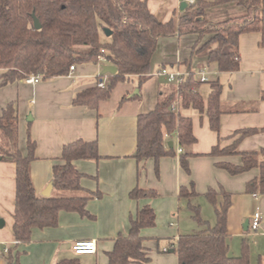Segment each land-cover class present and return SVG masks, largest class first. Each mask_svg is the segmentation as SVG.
<instances>
[{"label": "crops", "instance_id": "1", "mask_svg": "<svg viewBox=\"0 0 264 264\" xmlns=\"http://www.w3.org/2000/svg\"><path fill=\"white\" fill-rule=\"evenodd\" d=\"M147 7L161 21H176L174 14L180 12L179 0H147ZM243 14L242 8L224 5L208 8L205 18L219 22ZM196 41L195 35L160 38L150 61L148 78L141 84L136 76L118 83L96 110L73 105V98L77 93L96 86L103 61L96 65H75L74 71L63 77L34 84L21 81L0 86V112L8 103L16 105L20 151L26 153L27 133L35 144L30 175L38 196H42L41 193L51 183L52 168L62 163L63 145L79 139L96 141L100 155L97 161L74 162L83 175L81 191L54 194L56 191L52 189L50 193L54 197H88V215L62 211L54 227L33 229L31 240L25 245L16 244L12 235L15 165L0 161V220L3 221L0 226V264H59L66 261L108 264L107 255L113 250L116 238L127 234L130 220L145 206L153 209L155 226L141 231L143 247L149 257L144 264H179L172 249L173 243L178 236L189 234L192 224L190 220H182L183 216L187 217L183 208L187 202L178 198V192L181 187L188 188L191 182L198 193V197L191 200L194 203L206 200L204 193L208 188L217 190L221 187L231 194L227 213L230 254L238 256L245 239L250 264H258L259 256L264 255V195L245 193V184L258 175V170L231 176L216 167V163L238 165V155L212 157L208 154L214 146L224 148L231 145L239 138L237 132L241 130L264 127V99H261L264 93V48L259 46V33L242 34L238 42L239 69L233 73H220L214 64L207 65L204 58L193 53L192 46ZM104 64L110 65L107 61ZM161 68L202 71L208 82L218 80L223 87L218 132L209 127L208 84L200 88L202 110L184 108L180 99L173 104L175 112L191 119L196 139L195 143L182 150L192 155L189 158V175L180 168L177 156L159 160L158 176L154 173L153 160L137 163L134 159L137 116L152 111L167 92L168 83L155 75ZM136 91L135 95L139 94V97L132 99L131 95ZM30 117L31 121H28ZM169 141L177 151L179 147L175 138H167L166 142ZM260 149H264V131L245 136L237 144V152ZM135 187L154 190L157 196L131 200L129 192ZM199 206L202 218L203 204ZM256 212L260 213L261 222L258 230L253 232L250 224ZM207 222L213 226L212 221ZM245 222H248L246 228ZM89 240L96 243L95 254L73 253L75 242Z\"/></svg>", "mask_w": 264, "mask_h": 264}, {"label": "trees", "instance_id": "2", "mask_svg": "<svg viewBox=\"0 0 264 264\" xmlns=\"http://www.w3.org/2000/svg\"><path fill=\"white\" fill-rule=\"evenodd\" d=\"M235 5L245 14L213 22L205 18L211 7ZM32 15L40 29L33 28ZM111 31L105 37L102 30ZM246 33H259V46L264 48V0H195L176 14V21H161L147 7V0H0V86L24 81L30 76L47 80L68 75L70 66L99 63L103 57L116 68L114 74L106 76L105 86L86 89L75 95L73 105L96 110L99 103L109 98L114 87L136 76L139 84L147 78L150 61L160 38L195 35L193 53L204 58L207 65L214 64L220 73H233L239 69L238 42ZM101 35L106 39L101 40ZM203 37L206 40L203 41ZM209 85L207 112L209 127L218 132L222 114V84L218 81ZM202 82L194 72L178 86L168 84L167 92L155 108L137 116L136 147L134 159L137 163L153 160L154 173L158 176L159 160L162 157H178L180 168L190 174V153H183L196 139L189 117L173 110L180 99L184 108L202 110L200 93ZM139 94L131 96L137 98ZM124 97L123 99H129ZM264 99V93L261 97ZM264 131L245 129L237 132L239 138L231 145L214 146L209 156L223 157L238 155L240 164L217 162L216 167L236 176L252 169L258 175L245 184V193L264 195V149L254 152H237L239 140L245 136ZM175 138L181 152L167 146V138ZM35 144L28 133L26 153L18 147V119L15 103H8L0 112V161L15 165V200L12 235L16 244L25 245L31 240L33 229L54 227L60 212H76L87 216L88 197L60 196L43 197L35 193L30 164L35 159ZM100 159L96 141L76 140L63 145L59 165L52 168V189L57 192L74 193L82 190L83 175L76 169L77 160ZM154 190L135 187L129 192L131 200L153 199ZM198 197L193 182L181 187L178 198L186 200L191 219L204 230L178 236L173 243V252L179 264H250L248 243H241L238 256L230 254L227 231V213L231 206V194L219 187L208 188L204 197L212 206L215 223L210 226L200 216V206L192 202ZM155 226V213L151 207L140 209L130 220L125 236H118L113 250L108 253V264H144L149 260L143 247V229ZM59 264H76L66 261ZM258 264H264V255Z\"/></svg>", "mask_w": 264, "mask_h": 264}, {"label": "built area", "instance_id": "3", "mask_svg": "<svg viewBox=\"0 0 264 264\" xmlns=\"http://www.w3.org/2000/svg\"><path fill=\"white\" fill-rule=\"evenodd\" d=\"M187 5H191L195 2V0H183ZM99 61H106L103 57L99 58ZM75 67L70 66L69 68V73H72L74 71ZM199 78L198 80L202 83L208 82V79L206 78L204 72L199 71L197 72ZM156 76L162 77L165 79V81L168 84H173V85H180L186 77L189 75V72H184V71H179V70H170L167 68H161L159 69L156 73ZM195 75V73H194ZM40 81V78L38 76H30L24 79V82L27 84H34ZM106 82V76H104L102 79L99 80L97 83V86L100 88H103L105 86ZM178 152H181L180 149H178ZM261 222V215L260 213L256 212L252 216L251 224H250V229L253 232H256L260 226ZM173 249V248H172ZM7 250H4L6 252ZM72 251L76 255H82V254H87V255H93L96 252V243L93 240L89 241H77L73 244L72 246ZM167 249H164V252H166Z\"/></svg>", "mask_w": 264, "mask_h": 264}, {"label": "water", "instance_id": "4", "mask_svg": "<svg viewBox=\"0 0 264 264\" xmlns=\"http://www.w3.org/2000/svg\"><path fill=\"white\" fill-rule=\"evenodd\" d=\"M186 8H187V4L183 0H179V11L182 12ZM32 20H33V28L35 30H39L41 26H40V23H39L38 19L34 15H32ZM102 32H103L105 37H109L111 35V31L109 29H107V28H104L102 30ZM115 72H116V68L114 66H112V65H104V66L101 67V73L100 74L101 75L114 74ZM136 93H137V91L134 92L131 96L135 95ZM28 121H31V117L28 118ZM172 145H173V143L171 141H169L167 143V146L169 148H172ZM51 191H52V184L49 183L48 186L46 187V189L41 193V195L43 197H49ZM2 224H3V221L0 220V226ZM247 225H248V222H245L244 228H246Z\"/></svg>", "mask_w": 264, "mask_h": 264}, {"label": "rangeland", "instance_id": "5", "mask_svg": "<svg viewBox=\"0 0 264 264\" xmlns=\"http://www.w3.org/2000/svg\"><path fill=\"white\" fill-rule=\"evenodd\" d=\"M179 10V9H178ZM176 14H177V12L174 14V18H176ZM106 38L103 36V35H101V40H105ZM99 63H100V61H99ZM101 65H105L104 64V61L103 62H101ZM195 73V78L198 80V78H199V76H198V74H197V71H195L194 72ZM206 73V72H205ZM208 83H203L202 84V86L203 87H205L206 85H207ZM55 192V191H54ZM59 193H64V192H55L54 194H59ZM195 202H197L198 203V205H200V203H202L203 204V211H202V218L205 220V221H212V223H211V225H214V214H213V211H212V207L209 205V203H207L206 202V200L205 199H201L200 200V202H198V201H195ZM184 208V210L187 212V217H182L183 219V221H189V223L190 224H192L191 225V229L187 232V233H189V234H191V233H198V232H201L202 230H204V227L203 226H200V225H198L197 223H195L192 219H191V217H190V212L187 210V208H186V206H184L183 207Z\"/></svg>", "mask_w": 264, "mask_h": 264}]
</instances>
